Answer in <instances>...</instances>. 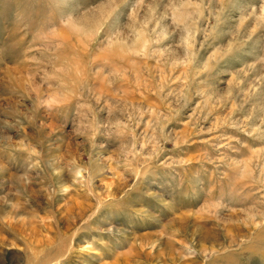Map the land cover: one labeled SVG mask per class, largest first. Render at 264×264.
<instances>
[{
    "label": "rangeland",
    "instance_id": "374dc122",
    "mask_svg": "<svg viewBox=\"0 0 264 264\" xmlns=\"http://www.w3.org/2000/svg\"><path fill=\"white\" fill-rule=\"evenodd\" d=\"M0 264H264V0H0Z\"/></svg>",
    "mask_w": 264,
    "mask_h": 264
}]
</instances>
